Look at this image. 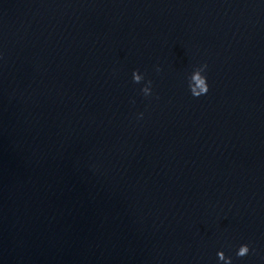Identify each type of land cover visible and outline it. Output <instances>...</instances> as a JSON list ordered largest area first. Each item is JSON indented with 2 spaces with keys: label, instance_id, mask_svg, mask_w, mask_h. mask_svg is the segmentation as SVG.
I'll return each instance as SVG.
<instances>
[{
  "label": "clouds",
  "instance_id": "9594fccd",
  "mask_svg": "<svg viewBox=\"0 0 264 264\" xmlns=\"http://www.w3.org/2000/svg\"><path fill=\"white\" fill-rule=\"evenodd\" d=\"M207 68V65H201L197 69L194 70V75L192 76V79L195 80V86H193L191 83H189V89L191 91V94L194 97H199L201 95H204L208 92V84H207V77L203 75ZM132 78L134 83H141V81L144 79L143 75L139 72V70H135L132 73ZM151 84L152 81H147L145 86L141 89L143 94L145 96H148L151 94ZM143 114H141L142 116ZM250 252V246L248 244H241L239 248L237 249L236 256L237 257H245ZM217 257L219 261L224 262V264H232L231 257L225 256V253L223 251H219L217 253Z\"/></svg>",
  "mask_w": 264,
  "mask_h": 264
}]
</instances>
